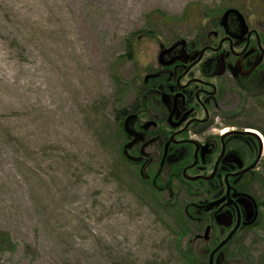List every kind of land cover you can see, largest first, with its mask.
<instances>
[{
	"label": "rangeland",
	"instance_id": "obj_1",
	"mask_svg": "<svg viewBox=\"0 0 264 264\" xmlns=\"http://www.w3.org/2000/svg\"><path fill=\"white\" fill-rule=\"evenodd\" d=\"M228 1L0 0V264H200L184 209L119 156L116 115L158 44ZM259 184L225 264H264V166Z\"/></svg>",
	"mask_w": 264,
	"mask_h": 264
},
{
	"label": "flooded vegetation",
	"instance_id": "obj_2",
	"mask_svg": "<svg viewBox=\"0 0 264 264\" xmlns=\"http://www.w3.org/2000/svg\"><path fill=\"white\" fill-rule=\"evenodd\" d=\"M239 2L199 13L187 35L160 42L116 115L119 156L166 206L184 208L209 258L239 217L236 236L253 226L245 223L256 203L260 218L264 11L261 0Z\"/></svg>",
	"mask_w": 264,
	"mask_h": 264
},
{
	"label": "water",
	"instance_id": "obj_3",
	"mask_svg": "<svg viewBox=\"0 0 264 264\" xmlns=\"http://www.w3.org/2000/svg\"><path fill=\"white\" fill-rule=\"evenodd\" d=\"M127 122H128V120H127ZM252 214H253L254 217L251 220L247 221L245 223V225H251V224H253V223H255L257 221L258 216H259V206H258L257 203L255 205V210L252 211ZM240 225H241V219L239 217L238 224L234 227V229L230 232V234L216 248H214L212 250V252L210 254L209 264H215L214 258H215L216 253L234 237V235L239 230ZM204 238L205 239H209L210 238V228H208L206 230V232L204 234ZM222 255H223V253L218 256L216 264H221Z\"/></svg>",
	"mask_w": 264,
	"mask_h": 264
},
{
	"label": "trees",
	"instance_id": "obj_4",
	"mask_svg": "<svg viewBox=\"0 0 264 264\" xmlns=\"http://www.w3.org/2000/svg\"><path fill=\"white\" fill-rule=\"evenodd\" d=\"M180 209H184V208H180ZM184 214H185V210H184ZM185 218L188 219L187 216H186V214H185ZM232 241H233V240H231V241L227 244V246H229V245L232 243ZM227 246H226V247H227ZM205 250H206V249H205ZM205 250H204L203 252L200 253V258H201V260H200V264H208V262H209V256H208V254L205 253V252H206Z\"/></svg>",
	"mask_w": 264,
	"mask_h": 264
},
{
	"label": "bare ground",
	"instance_id": "obj_5",
	"mask_svg": "<svg viewBox=\"0 0 264 264\" xmlns=\"http://www.w3.org/2000/svg\"><path fill=\"white\" fill-rule=\"evenodd\" d=\"M253 132H256L255 130H252Z\"/></svg>",
	"mask_w": 264,
	"mask_h": 264
}]
</instances>
